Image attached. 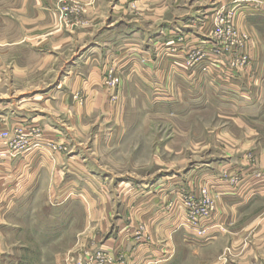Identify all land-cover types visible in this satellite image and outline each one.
I'll return each instance as SVG.
<instances>
[{"label": "rangeland", "instance_id": "rangeland-1", "mask_svg": "<svg viewBox=\"0 0 264 264\" xmlns=\"http://www.w3.org/2000/svg\"><path fill=\"white\" fill-rule=\"evenodd\" d=\"M13 1L0 0V32L8 37L16 30L14 22H4L7 16L14 18ZM234 2L103 0L102 9L89 10L84 3L70 0L69 11L60 12L59 17L65 26L74 23L81 29L99 16L104 27L110 23L115 27L118 20L156 24L159 18L174 20L180 15L199 16V22L210 16L214 26V19L226 15ZM234 5L229 17L235 12L239 16V7ZM242 22H234L238 32ZM258 23L264 33V18ZM211 36L212 32L205 48L185 50L184 73L171 61L164 77L160 73L161 86L142 52L131 59L127 56L131 50L122 58L120 49L104 52L102 107L87 111L84 137L54 140L36 128L26 135V122L15 120L17 111L47 109L18 103L27 98L21 94L37 91L15 80L11 71L18 61L16 50L13 45L0 44V165L6 164L9 174L14 162L30 148L33 164L44 167L48 162L57 169L54 174L60 171L64 178L52 186V169H41L35 183L21 190L0 218L3 264H93L95 257L90 256L98 252L111 262L104 264H126L122 256L120 260L100 246L128 242L169 244L170 254L182 260L181 264H207L213 257L229 255V244H255L256 235L262 240L259 222L264 196L250 195L243 202L235 196L220 200L217 214L215 200L219 198L212 192L210 179L227 182L219 164L229 157L256 164V156L264 150V66L258 78L250 59L242 68L230 67L238 54L216 57L211 50L218 45ZM166 50L168 57L177 52L173 44ZM196 52L208 60L195 80L186 71L193 67L194 58L202 63ZM58 75L56 68L51 76L56 80ZM72 95L79 98L77 93ZM51 107L59 114L57 103ZM17 124H21V133H15ZM4 130L11 135L7 142L1 136ZM176 176L182 179L174 185ZM195 207L200 213H192ZM126 228L133 232L126 234ZM230 251L231 257L238 256L234 255L238 245Z\"/></svg>", "mask_w": 264, "mask_h": 264}, {"label": "crops", "instance_id": "crops-1", "mask_svg": "<svg viewBox=\"0 0 264 264\" xmlns=\"http://www.w3.org/2000/svg\"><path fill=\"white\" fill-rule=\"evenodd\" d=\"M69 1L14 0L13 20L10 16L4 18L5 24L14 22L16 26L14 36L9 33L8 37V33L4 35L0 32V44L13 45L16 50L18 61L11 73H15L13 74L15 80L20 79L29 86L28 88L32 87L37 91L21 94H26L27 98L22 97L18 103L20 105L35 104L47 109L45 112L38 109L39 107L23 110L21 106L20 109L23 111H17L15 120L20 123L26 122L24 133L28 136L34 128L50 140L64 136L72 139L85 136L87 111L93 107L98 109L103 104L102 58L104 55L107 56L104 52L113 51L115 48L120 49L121 57L119 58H122L125 56L124 52L128 54L131 50L132 52L127 55L130 59L132 55L134 57L138 55V52H142L143 59L146 58L145 63L152 68L150 71L153 75L160 77L159 82L162 80L160 73L164 77L167 70L169 71L171 61L174 65L176 64L177 70L184 73L183 70L187 69L183 66L184 58H186L185 50H197L199 47L204 48L206 42L210 43L208 39L213 25L210 16L199 22V16L180 15L174 20L159 18L156 24L147 25L129 22L124 24L118 20L115 22L117 23L115 27L111 26L112 23L104 27L99 16L98 20L95 17L88 27L81 29L74 23L67 27L64 25L65 21L60 20L58 10L61 6L68 5ZM76 1L84 3L85 8L89 10L103 7V0H95V3L92 0ZM251 2L254 3H250V0L237 3L239 7L237 10L240 19L243 20L240 32L246 35V52L253 61L254 72H257L258 78L264 66V33L258 23L259 19L264 18V0H251ZM235 6L231 4L228 9H233ZM104 28H106L105 31ZM8 41L10 44L7 43ZM119 42L124 43V47ZM172 44L177 48V52L174 57H168L166 48ZM19 51H21L20 55ZM20 57L22 61L19 62ZM151 58L154 61H150ZM168 58L171 60L167 61ZM201 62H195L193 67L186 71L189 77L196 80V75L202 74V67L206 66V61ZM56 68L59 69V75L54 80L51 74ZM37 73L41 75L35 76ZM243 82H246L245 78ZM159 86H161L160 82ZM65 90H68V93ZM61 92H64L63 95L56 100L55 97ZM76 93L79 98L72 95ZM56 103L61 111L59 114L63 115L62 118H59L61 115L55 112L54 107H51ZM30 151L32 150L29 148L23 152L11 166L9 174L5 172L8 169L7 165H0V218L5 216L13 201L19 198L21 190L35 183L41 169L49 170L50 167L53 174L54 170H57L48 162L44 167L38 163L33 164ZM27 157L30 161L26 160ZM218 166L224 169L228 181L210 179L212 192L216 198H219H214L217 214L221 210L218 207L219 203L222 200L228 201L232 196L237 197L239 202L245 201L247 196L254 194L264 196V150L256 156V164L246 162L243 157L236 160L229 157ZM181 177L176 176L172 183L179 184ZM54 179L52 186H55L57 181L64 180L60 171L54 174ZM263 217L264 209L260 213L261 221L259 222L262 240H259V236L256 235L255 244H229L227 247L229 255L223 258L213 257L207 264H264ZM259 224L258 221L255 222L256 234L259 233ZM124 232L130 234L133 231L126 228ZM168 245L128 242V244H102L100 247L109 249L120 260L122 256L121 262L126 264H181L182 260L170 254ZM211 245L214 244H205L209 247ZM234 245L239 247V251L234 253L238 256L231 257L233 251L230 250ZM171 246L173 247V244H170ZM1 247L0 241V252ZM2 258L0 253V264H3Z\"/></svg>", "mask_w": 264, "mask_h": 264}, {"label": "built area", "instance_id": "built-area-1", "mask_svg": "<svg viewBox=\"0 0 264 264\" xmlns=\"http://www.w3.org/2000/svg\"><path fill=\"white\" fill-rule=\"evenodd\" d=\"M243 1L244 0H235L234 3H240ZM69 9L70 8L68 7V5H63L59 8V11L61 13H66L69 11ZM223 9H225V8L222 7V9L219 12L220 14L223 13ZM229 11H230V9H228V13H229ZM228 13L226 15L222 14L219 17H216V19H214V26H212V30H211V32H212V34H214V36H211V37L215 38L216 44L218 46L215 49H212L211 51H213V53L216 54L215 55L216 57L220 56L222 53H224V54L227 53L229 55H231V53L234 54V52L237 53L238 57L236 59L235 65L233 64L232 61L229 62V65H230V67L233 66V67H236V69H238L237 67L242 68L244 66V64L247 63V59H250L249 54L246 52L247 39H246V35L244 33H241L240 30L238 32V30L234 24L236 19L237 20L240 19V14L238 13L239 16H237V13L235 12V14H233V16L229 17ZM226 18H228V19L226 20ZM230 18H232V20H230ZM204 48H205V46H204ZM197 54H198V52H196L194 55H197ZM203 55L200 56L198 54L197 58L200 59L201 61H207L208 60L207 56L206 55L203 56ZM188 56L190 57L189 54H188ZM189 62H191V60L188 61L187 63H189ZM195 62H196V59L194 58V60L190 64L192 65ZM237 63L238 64L240 63V64L237 65ZM20 126H21V124L16 125V129H18V130L15 129V133L16 132L21 133V127ZM13 132H12V134H14ZM1 136L7 142L10 139L11 135L9 134V132L7 130H4L1 132ZM21 136L24 137V134H22ZM12 144H13V142H10L9 145L12 146ZM25 146H27V145H25ZM25 146L23 145L22 148H24ZM193 211L194 212H192V213H200V211L196 207L194 208ZM90 257L91 258L95 257L93 264H104L105 261H107L108 263H111L110 260H108V258H106L104 255H102L100 252H98L94 256H90Z\"/></svg>", "mask_w": 264, "mask_h": 264}]
</instances>
